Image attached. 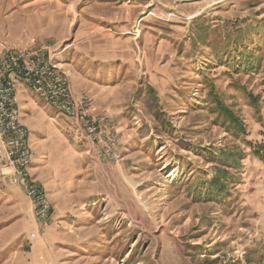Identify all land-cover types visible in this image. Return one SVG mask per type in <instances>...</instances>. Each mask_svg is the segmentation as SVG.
<instances>
[{
  "label": "rangeland",
  "instance_id": "rangeland-1",
  "mask_svg": "<svg viewBox=\"0 0 264 264\" xmlns=\"http://www.w3.org/2000/svg\"><path fill=\"white\" fill-rule=\"evenodd\" d=\"M29 45L63 51L123 159L45 103L52 215L0 162V264H264V0H0V54Z\"/></svg>",
  "mask_w": 264,
  "mask_h": 264
},
{
  "label": "built area",
  "instance_id": "built-area-1",
  "mask_svg": "<svg viewBox=\"0 0 264 264\" xmlns=\"http://www.w3.org/2000/svg\"><path fill=\"white\" fill-rule=\"evenodd\" d=\"M63 51L48 45L38 49L13 48L0 54V162L8 183L24 188L36 204V217L46 224L52 206L45 190L31 176L30 131L22 122L18 87L33 93L66 117L75 120L77 136L85 138L100 160L119 162L121 129L107 113L97 111L95 99L76 94L62 67ZM35 237V234H32Z\"/></svg>",
  "mask_w": 264,
  "mask_h": 264
},
{
  "label": "crops",
  "instance_id": "crops-1",
  "mask_svg": "<svg viewBox=\"0 0 264 264\" xmlns=\"http://www.w3.org/2000/svg\"><path fill=\"white\" fill-rule=\"evenodd\" d=\"M30 47H22L29 49H38L40 47L29 45ZM33 46V47H32ZM72 83V80H71ZM72 87L74 89L73 83ZM75 91V89H74ZM46 102L35 95L25 84L20 83L18 87V104L21 113L22 122L30 131L31 138V155L32 167H37L41 171L42 176L46 175L45 156L53 158V155L58 156L63 149L64 142L62 141V133L53 128V118L47 114L51 109ZM68 118V117H66ZM72 145L66 146V150L70 152ZM43 157V158H42ZM54 159V158H53ZM52 160V159H51ZM50 160V161H51ZM50 167V171L58 170L59 167L55 165ZM33 170V169H32ZM62 170V169H60ZM40 175V174H38ZM48 176H56L52 173Z\"/></svg>",
  "mask_w": 264,
  "mask_h": 264
},
{
  "label": "trees",
  "instance_id": "trees-1",
  "mask_svg": "<svg viewBox=\"0 0 264 264\" xmlns=\"http://www.w3.org/2000/svg\"><path fill=\"white\" fill-rule=\"evenodd\" d=\"M216 104H217V107L219 109H221L220 111H221L222 115H224L225 117H228L231 120L235 119L234 114L231 111L225 109L226 107L223 105L222 102L218 101Z\"/></svg>",
  "mask_w": 264,
  "mask_h": 264
}]
</instances>
